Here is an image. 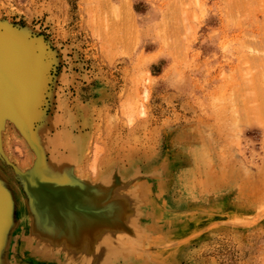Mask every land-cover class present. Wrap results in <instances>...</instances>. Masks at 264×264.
Returning a JSON list of instances; mask_svg holds the SVG:
<instances>
[{
    "label": "rangeland",
    "instance_id": "obj_1",
    "mask_svg": "<svg viewBox=\"0 0 264 264\" xmlns=\"http://www.w3.org/2000/svg\"><path fill=\"white\" fill-rule=\"evenodd\" d=\"M0 29L40 54L35 177L66 167L75 195L35 197L53 264H264V0H0ZM5 121L22 204L37 156Z\"/></svg>",
    "mask_w": 264,
    "mask_h": 264
},
{
    "label": "water",
    "instance_id": "obj_2",
    "mask_svg": "<svg viewBox=\"0 0 264 264\" xmlns=\"http://www.w3.org/2000/svg\"><path fill=\"white\" fill-rule=\"evenodd\" d=\"M1 33L0 29V127L5 120L12 123L19 130L35 156H37L31 169V180L26 173H21L15 167L13 168L22 181L20 187L26 201H29L26 187L29 184H33L35 187V183L42 180L41 177H35L40 170L36 166L40 163L41 153L31 132L32 114L36 112V89L39 84L36 70L39 67L38 59L40 54L38 52H22L17 56L10 53L6 50L5 38L1 36ZM14 212L13 194L5 183L0 180V250L15 222Z\"/></svg>",
    "mask_w": 264,
    "mask_h": 264
},
{
    "label": "crops",
    "instance_id": "obj_3",
    "mask_svg": "<svg viewBox=\"0 0 264 264\" xmlns=\"http://www.w3.org/2000/svg\"><path fill=\"white\" fill-rule=\"evenodd\" d=\"M62 168V172L65 173L66 167ZM67 175L68 174H66V177H68ZM13 200L15 203V210L20 208L18 211L19 215L21 216H18V218L15 220L12 228L5 238L4 244L0 250V264H53L54 259H51L50 253L53 252V250H48V253L50 254H47V251L42 250V252L41 249H39L41 248L39 246H50L57 244L58 248L56 249V252L60 253L63 246L67 250L70 247H67L68 245L65 244L67 237L58 233L57 231L44 234L42 230L38 229V232L36 228H30V224L32 223L33 225V221H36V217L34 216L32 210H24L25 207L22 206V204L27 201L23 200V203L20 204L17 199H14V195ZM55 238L57 240H54ZM35 246L37 247L35 248ZM23 255L25 256V259L23 258ZM17 256L21 258H18Z\"/></svg>",
    "mask_w": 264,
    "mask_h": 264
},
{
    "label": "bare ground",
    "instance_id": "obj_4",
    "mask_svg": "<svg viewBox=\"0 0 264 264\" xmlns=\"http://www.w3.org/2000/svg\"><path fill=\"white\" fill-rule=\"evenodd\" d=\"M122 3V2H121ZM126 3V2H125ZM123 5H124V3H123ZM126 5V4H125ZM109 6V5H108ZM124 7H126V6H124ZM231 9V8H230ZM237 10V9H236ZM129 17V16H128ZM97 22V21H96ZM113 26V25H112ZM115 29H117V28H115ZM118 29H119V27H118ZM93 30V29H92ZM4 31V34H5V43H6V46L8 47V49H7V51H9L10 53H12V54H16L17 56H19V54H21L22 53V51H23V49H28V43L29 42H27L28 40L26 39L27 37H26V35L25 34H21V35H14V34H12V33H10V32H8V31H6L5 29L3 30ZM113 33V32H112ZM2 34V33H1ZM116 34V33H115ZM117 34H118V32H117ZM117 34H116V36H117ZM114 35V34H113ZM116 36L114 37V40H116L115 38H116ZM113 40V37H112V41H113V43L115 42ZM108 41V40H107ZM258 44V43H257ZM36 46V45H35ZM250 47V46H249ZM30 49V48H29ZM25 51V50H24ZM38 51V50H37ZM27 52V51H26ZM30 52H32V51H30ZM258 56V55H257ZM254 59V58H253ZM261 59V58H260ZM15 61H16V59H15ZM255 61V60H254ZM17 62V61H16ZM18 63V62H17ZM20 64V63H19ZM254 66V65H253ZM261 73V72H260ZM6 122V121H5ZM6 124V123H5ZM4 124V125H5ZM4 125H2V126H4ZM94 158V157H93ZM94 161V160H93ZM95 162V161H94ZM90 164V163H89ZM95 164V163H94ZM94 164H93V162H92V164L91 165H93V166H91V170H92V172H94ZM48 167V168H47ZM47 167H45L46 169H45V172L44 171H41V179L42 180H40V181H38L37 183H35V187H34V185L33 184H29L27 187H26V192H27V195H28V197H29V201H27V202H24V204H22V206H24L25 207V211H38V213H41L42 214V211H41V208H38L35 204L37 203V200L35 199V197H37L36 196V194L38 193V192H40L39 190H42L43 188H45L46 187V183H51V185H52V182H59V183H61V182H64V183H66L65 184V186L66 187H61V188H59V186H58V189H59V191H57V192H55L56 194L57 193H59V194H61V195H63V194H65L66 196V199H71L72 197L70 196L71 195V189L69 188V186L68 185H70L71 184V180H69L68 179V177H66V173H64V172H62V170H63V168L62 167H57L56 165H53V166H47ZM44 168V167H43ZM42 168V169H43ZM25 172L24 173H26L27 175H28V177H29V179L31 180L32 179V172H31V169H28V170H24ZM61 174H62V176H61ZM44 178V179H43ZM47 178H49V180L47 179ZM47 179V180H46ZM50 185V186H51ZM46 189H47V187H46ZM52 193H54V192H52ZM39 194V193H38ZM40 195H42L41 193H40ZM39 195V196H40ZM47 195V194H46ZM74 195V194H73ZM76 195H77V197L76 198H80V200H84L83 199V196H81L80 194H79V192L77 191V193H76ZM59 197H60V195H58ZM42 197V196H41ZM41 197H39V198H41ZM38 198V197H37ZM73 198H75V195H74V197ZM14 199H17L15 196H14ZM47 199H49V197L47 198ZM53 199V198H52ZM39 200V199H38ZM72 200V199H71ZM71 200L69 201V202H66V203H68L69 205H70V202H71ZM53 201V200H52ZM51 201V202H52ZM73 201V200H72ZM39 202H40V200H39ZM38 202V203H39ZM59 202H61V201H59ZM79 202V201H78ZM77 202V203H78ZM81 202V201H80ZM49 204V203H48ZM71 204H72V202H71ZM76 204V203H75ZM58 205V204H57ZM56 206V205H55ZM59 206H61L60 204H59ZM50 207V206H49ZM43 208V207H42ZM59 208V207H58ZM44 210V209H43ZM50 210H51V208H50ZM56 210H57V207H56ZM89 213V212H88ZM50 214L52 215V213L50 212ZM56 215L57 213L55 212V213H53V215ZM60 215V214H59ZM46 216H47V214H46ZM61 216V215H60ZM42 217V216H41ZM53 217V216H52ZM59 217V216H58ZM47 218H48V216H47ZM42 219V218H41ZM40 219V220H41ZM56 219V218H55ZM54 219V220H55ZM38 220V219H37ZM42 222V221H41ZM62 223H63V227L65 228V226H67V227H69V225H68V223H69V221L68 220H63L62 222H61V225H62ZM50 224V223H49ZM62 232V231H61ZM60 232V233H61ZM48 256H50V255H48Z\"/></svg>",
    "mask_w": 264,
    "mask_h": 264
}]
</instances>
